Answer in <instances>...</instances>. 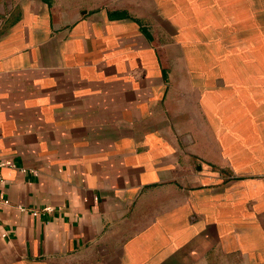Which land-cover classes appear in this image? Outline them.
Instances as JSON below:
<instances>
[{"label": "crops", "instance_id": "obj_1", "mask_svg": "<svg viewBox=\"0 0 264 264\" xmlns=\"http://www.w3.org/2000/svg\"><path fill=\"white\" fill-rule=\"evenodd\" d=\"M1 160L0 264H264V0H0Z\"/></svg>", "mask_w": 264, "mask_h": 264}, {"label": "built area", "instance_id": "obj_2", "mask_svg": "<svg viewBox=\"0 0 264 264\" xmlns=\"http://www.w3.org/2000/svg\"><path fill=\"white\" fill-rule=\"evenodd\" d=\"M5 165H7V163L5 161H0V182L2 181V175H1V168L4 167ZM5 202H8L7 200H5ZM24 209V208H23ZM42 210H49L47 208H44ZM40 210H34V214L37 215L39 214Z\"/></svg>", "mask_w": 264, "mask_h": 264}]
</instances>
